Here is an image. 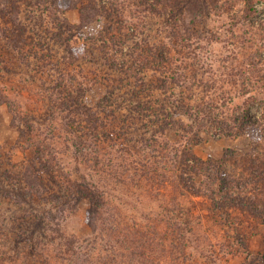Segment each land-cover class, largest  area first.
I'll use <instances>...</instances> for the list:
<instances>
[{
  "label": "rangeland",
  "instance_id": "1",
  "mask_svg": "<svg viewBox=\"0 0 264 264\" xmlns=\"http://www.w3.org/2000/svg\"><path fill=\"white\" fill-rule=\"evenodd\" d=\"M65 1L68 6L64 17L79 27H75L77 39L88 45L89 51L77 66L62 64L60 69L65 70L66 75H77L82 82L84 95L80 104L86 109L80 112L103 110L109 103V92L122 85L120 80L135 82L138 69H132L128 75L112 71L106 66V55L99 51L101 44L92 40L100 38L106 26V14L132 21L133 12L141 8L139 2H145V11H151L152 7L147 0H112L118 5L126 4L122 7L124 11L119 12L110 6V0H102L106 4L93 2L99 7V16L84 25L81 8L86 4L92 12L87 5L90 0ZM217 1L218 7L227 2L240 13L226 14L220 10L213 13L206 9L208 12L193 28L197 38L192 44L202 46L200 53L207 50L212 53L210 59L203 58L200 64L189 68H193L192 76L197 71L200 76L206 72V83L211 85L216 81L218 88L229 81L231 64L212 62L216 56L229 55L232 50L239 54L238 69L255 60L264 67L261 63L264 0ZM245 6L251 9L248 16L244 13ZM151 19L148 29L153 28L152 36H158V43H167L166 37L161 35L165 22L162 24L159 15ZM44 20L40 14L23 13L21 23L26 27L25 32L16 28L13 34L0 25V264H64L58 253L65 250L67 242L74 245L81 257L83 253V257L94 264L99 257L103 262L107 255L118 258L115 264H264V183L252 179L247 190L234 184L251 170L248 158L264 144L262 129L249 127L248 132L233 137L220 134L218 124L209 132L201 131L196 125L191 126L194 123L188 116L179 114L178 119L188 125L186 130L193 132L184 134L177 128H169L164 142L177 150L182 146L181 149L191 151L203 162L198 167L201 173L194 180L184 175L183 180L165 176L152 181L136 173L135 166L140 165L133 163L149 160L162 162L160 166L166 168L173 155L158 154L154 144L150 146L155 147V152L147 150L142 156L138 155L140 136L149 124L136 112L127 110L123 111V120L130 129L123 132L125 136L120 124L116 125L111 118L105 119L106 133L114 136L101 145L100 156L106 165L99 169L86 165L83 160H77L71 147L59 138V130L54 131L52 138L50 128L54 123L51 122L52 112L48 110L57 102L52 95L60 80L55 58L63 46ZM35 24H42L44 29H37ZM13 39L20 40L18 47H14ZM66 79L63 82H70L68 77ZM192 92L194 90L185 91L183 95L190 96ZM195 92L201 94L203 88ZM139 95L127 98V103L131 106L133 100L141 97ZM260 109L255 103L251 113L257 117ZM73 117L76 115L72 112L60 116L67 120ZM110 121L117 132L109 127ZM136 130L138 132L134 133ZM123 145L131 151L123 153ZM38 148L50 149L55 159L51 173H44L45 183L51 185H47V193L42 196L35 193L36 189L30 190L23 177L26 168L36 160ZM127 162L132 167L126 165ZM227 168L233 178L225 184L218 172ZM126 169L132 171L122 172ZM39 174L43 176L42 172ZM88 175L102 184L99 190L110 194L107 200L99 201V207L94 210L97 216L91 215L93 206L86 191L81 192L78 186ZM205 182L206 185L215 182L216 195L200 193ZM109 215H116L118 220L114 225L103 226L101 221ZM36 218L38 221H34Z\"/></svg>",
  "mask_w": 264,
  "mask_h": 264
},
{
  "label": "trees",
  "instance_id": "2",
  "mask_svg": "<svg viewBox=\"0 0 264 264\" xmlns=\"http://www.w3.org/2000/svg\"><path fill=\"white\" fill-rule=\"evenodd\" d=\"M24 1L25 4L23 5V0H0V25H4L6 31L9 30L12 34L16 28L19 30L23 29L25 32L26 27H23V23H21L23 13H37L45 19L44 24L54 30L53 35L60 41L63 50L58 52L55 58L58 60L55 67H59L60 80L53 89L54 94H52L57 100L56 105L48 110L52 112L51 122L54 123L53 128L50 129L53 131L52 138L55 135L54 131L59 130V138H62L65 141L64 143L71 147L77 160H83L86 165L96 169L104 167L106 163L100 156L101 145L104 144L106 139L114 138L111 132L106 133V128L108 127H106L105 119L111 118L114 123L116 122V125L120 124L122 133L125 130L129 131L130 128L127 126L126 120H123V111L126 112L127 110L136 112L138 117L140 116L143 121L146 120L149 124L148 127L144 128L145 133L140 136V152L138 155L142 156L147 150H154L155 152V147L156 152L160 155L164 154L166 157L169 154L173 155L171 163L166 168L160 166L162 162H149L148 159V162L139 160L140 162L133 163L140 165L135 166L134 170L136 173L140 172L141 177H148L152 181L154 179L159 181V178H164L165 176L179 177L183 180L185 179L183 178L185 177L184 175H189L194 180L196 175L201 173L198 167L203 162L196 158L191 151L181 149L182 146L177 150L175 146H170L169 143L164 142L165 131L169 128H177L184 134L185 132H193L192 130H186L188 125L178 119L177 115L179 114L188 116L194 123L191 126L196 125L201 131L209 132L211 127L218 124L217 129H219L220 134L233 137L248 132L249 127H260L263 132L262 140L264 142V67H260V61L248 62L243 68L238 69V52L231 50V53L228 52L230 53L229 55L216 56L212 62L220 61L231 64L228 74L229 81H224L218 88L216 81L212 82L211 85L207 84L208 82L206 83V72H203L201 76L198 71L195 72L194 76L190 74L193 69L192 67L191 69L189 68L190 65L200 64L199 61L203 60V58L210 59L209 55L212 53L210 50L200 53L198 51L202 46H193L192 43L197 38L193 35V28L199 22V18L203 17L205 12H208L206 9L211 10L213 13L217 10L226 14L233 11L237 14L240 13L234 10L227 2L223 3L220 8L217 6L219 2L217 0H147L152 10L145 11L143 8L145 5L143 3L145 2H139L141 8L133 12L132 21H125L121 18L114 19L110 16L111 14H106L104 16L106 26L100 38L92 41L101 44L99 51L106 55V66L112 71L128 75L131 74L132 69L134 71L138 69V75L135 74V82L133 83L130 81L129 83H124L123 80H120L122 85L119 87L115 86L109 92L110 95L107 99L109 103L105 104L107 111L104 107L103 110L93 111L87 109L80 112V109H86L83 108L85 106L80 104L84 95L82 82L78 80L75 74L71 75L68 73L66 75V71L61 70L60 67L62 64H66V66L68 64L70 67L77 66L82 59H86L87 56L85 55H87L89 50L88 45L80 43V40L77 39V29L75 27H79L70 24L64 17L68 6L66 1ZM93 2L105 3L102 0H90L87 5L91 6L92 12H89L86 4L83 5L81 8V20L84 25L93 22L99 16V11L97 10L99 7L97 3L94 5ZM109 2L115 11L123 12L124 9L122 7H126V4L125 6L122 4L118 5L112 0ZM23 6L25 7L24 10ZM244 13L247 16L250 15L251 9L245 6ZM153 15H159L163 21L162 24L165 22L166 27L161 35L166 37L167 43H158V36H152L153 28L151 30L148 29V23L152 20ZM116 25L117 29H115ZM35 27L37 29L43 28V25L35 24ZM125 28H127V31L124 30ZM19 41V39H13L14 47H18ZM261 63H264V56L261 58ZM67 77L70 82H63L67 80ZM199 87L203 88L201 94L195 92ZM192 90L194 92L190 96L183 95L185 91ZM136 94H140L141 97L133 100L130 106L127 103V98L133 99ZM255 103L261 106L257 117L251 113V107ZM69 112L76 115V118L73 117L71 118L72 120L60 118V116H64ZM107 112H109V115ZM59 121H61V124ZM120 121L121 123H119ZM109 125V127H113V131H118L111 121ZM112 130L110 129L109 131ZM137 132L138 130L134 133ZM124 133L123 135L125 136L126 134ZM150 144H154L155 147L150 146ZM124 146L126 145H123V153L131 151ZM36 154V160L26 168L23 177L30 190L36 189L35 193L42 196L48 188L47 185H51L50 182L45 183L44 173L47 175L51 173L50 170L55 159L53 154L50 153V149L38 148ZM243 157H246V155ZM126 165L131 166L128 162ZM248 165H250L251 170L241 179L238 178L240 182L234 183L238 188L241 187L245 190H247L252 179L262 183V185L264 183V144L250 154ZM131 171L132 169H126V171L122 172L130 173ZM39 172H42L43 176ZM190 172L194 173V175L189 174ZM218 173L222 175V183H229V179L233 178L230 174L231 170L228 168ZM89 177V175L83 177L78 186L81 187V192L82 190L86 191L87 198L93 206L91 215L97 216L98 212L95 213L94 210L96 211V208L99 207V201L107 200V198H110V194L104 192V190H99L102 184H98ZM214 185L215 182L213 185H206L205 182L204 190L200 191V193L205 192L207 193L205 194L206 196L216 195L217 192ZM259 191L261 190L259 189ZM117 220L116 215H109V218L101 222L103 226L105 224L110 225V223L114 225ZM34 221H38V219L36 218ZM96 221L94 219L95 225ZM107 229L110 228L107 227ZM64 246L65 250L63 252L61 250V253H58L61 259H64V264H94L86 257H83V253L81 257L72 243L67 242ZM97 251L98 248L95 252ZM100 259L102 257L96 260L97 264H113L118 261L116 256L110 255L104 257L103 262ZM141 264L143 263L141 262Z\"/></svg>",
  "mask_w": 264,
  "mask_h": 264
}]
</instances>
